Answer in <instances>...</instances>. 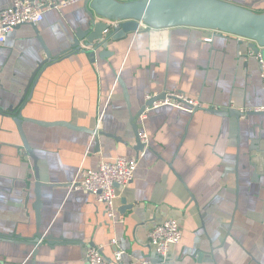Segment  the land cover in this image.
Listing matches in <instances>:
<instances>
[{"label": "crops", "instance_id": "crops-1", "mask_svg": "<svg viewBox=\"0 0 264 264\" xmlns=\"http://www.w3.org/2000/svg\"><path fill=\"white\" fill-rule=\"evenodd\" d=\"M11 1L0 0V9ZM55 1L39 23L16 26L0 45V233L22 237L0 240V264H88V246H101L112 259L113 239L123 264L161 261L147 232L165 218L177 221L182 236L163 264H264V114L246 115L264 105V90L249 40L187 26L140 28L109 41L110 55L91 61L89 50L71 47L84 0ZM224 1L264 12V0ZM44 47L52 58L24 103L32 73L47 59ZM171 91L203 108L244 114L162 105L149 109L139 127L144 95ZM19 114L86 131L24 119L18 126ZM131 115L148 135L144 150L133 148ZM137 153L133 179L114 200L113 221L92 195L70 188L80 168ZM36 181L39 233L53 242H42L33 258L35 247L25 242L36 230Z\"/></svg>", "mask_w": 264, "mask_h": 264}, {"label": "water", "instance_id": "water-1", "mask_svg": "<svg viewBox=\"0 0 264 264\" xmlns=\"http://www.w3.org/2000/svg\"><path fill=\"white\" fill-rule=\"evenodd\" d=\"M85 16L81 25L76 29L71 47L78 51L83 46L92 48L89 50L91 61H95L96 55L101 59H105L110 55V51L106 49L109 41H114L120 38L127 31H135L137 22H142L155 29H169L177 26L196 27L204 29H212L225 34L233 35L239 38L249 40V53L256 58L260 56L264 60V12H256L246 7L237 5L235 3L224 0H84ZM112 21H123L118 27L113 28ZM45 48L47 59L38 63L37 68L32 73L28 87L26 89L27 95L26 103L31 97V89L35 83L36 77L39 74L40 67L49 62L52 55L49 49ZM66 53L63 51L61 55ZM247 56V55H245ZM123 88L124 97L128 103V94L125 85L121 78L118 79ZM163 96L154 97L145 102L136 116H139L145 106L153 104L155 101L163 99ZM203 109L219 115L231 114L236 117H241L244 113L235 108H230L227 111L214 109L213 107H193V111ZM264 114V111H247L248 114ZM136 116L131 115L132 127L134 130V149H143L144 145L140 142L139 131L135 122ZM28 120L39 125H63L77 130H85L84 127L74 126L68 122L55 121L44 122L35 119L23 117L21 114L14 118L16 123ZM95 138L98 137L97 130H88ZM113 138L114 135L100 132ZM23 136V134H22ZM128 144V143H127ZM25 150L29 152L27 144ZM42 183L36 181L35 196L33 209L36 222V230L31 237H27L25 243L31 244L35 247L32 254L35 258L36 250L42 242H53V237L47 235L42 236L39 233L38 226L40 224V186ZM21 236L13 235L12 233H0V240H8L13 242H21Z\"/></svg>", "mask_w": 264, "mask_h": 264}, {"label": "built area", "instance_id": "built-area-1", "mask_svg": "<svg viewBox=\"0 0 264 264\" xmlns=\"http://www.w3.org/2000/svg\"><path fill=\"white\" fill-rule=\"evenodd\" d=\"M82 0H64L62 4L78 2ZM59 3L55 0H12L11 3L0 9V45L5 40L7 32L22 24H37L43 19L44 8H56ZM123 21L110 22L112 27H118ZM155 29L142 22H137V28ZM82 49L92 48L83 46ZM256 59L261 67L262 87L264 90V60L258 55ZM153 98L151 93L144 95V103ZM162 105H173L181 109L193 111V107H202V104L179 92H166L163 99L155 101L153 104L145 106L143 112L138 116V126L145 117V113L154 107ZM249 111H264V105L250 109ZM140 142L144 145L143 150L148 145V135L142 130L139 132ZM143 154V152L141 153ZM140 154V155H141ZM140 155L118 154L112 160L101 159L94 167H82L78 171L76 180L70 183L72 190H81L92 195L93 199L104 206L107 218L113 221L115 214L114 200L118 196V189L130 183L133 179L134 171L138 165ZM182 231L173 218H165L161 222L151 226L147 232L148 244L154 252L160 256L161 261H152L144 258L140 264H163L166 260L169 249L172 245L179 243ZM113 249L112 259L106 258L101 246H88L85 250V259L88 264H123V250L119 248L116 240H111Z\"/></svg>", "mask_w": 264, "mask_h": 264}]
</instances>
